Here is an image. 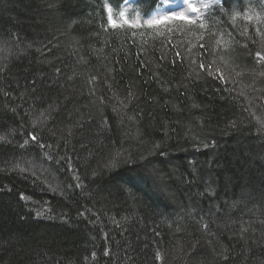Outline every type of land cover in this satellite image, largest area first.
I'll use <instances>...</instances> for the list:
<instances>
[{"label": "trees", "instance_id": "obj_1", "mask_svg": "<svg viewBox=\"0 0 264 264\" xmlns=\"http://www.w3.org/2000/svg\"><path fill=\"white\" fill-rule=\"evenodd\" d=\"M123 1L0 0V264H264V0Z\"/></svg>", "mask_w": 264, "mask_h": 264}, {"label": "rangeland", "instance_id": "obj_2", "mask_svg": "<svg viewBox=\"0 0 264 264\" xmlns=\"http://www.w3.org/2000/svg\"><path fill=\"white\" fill-rule=\"evenodd\" d=\"M218 1L219 0H164L163 4L160 3L151 20L157 21L167 16L179 17L181 15L189 20H195L203 13L205 8ZM128 3H131V1L126 4ZM126 4L122 8L126 7ZM171 4H173V6L169 7ZM190 5L196 7L198 10L193 13Z\"/></svg>", "mask_w": 264, "mask_h": 264}, {"label": "snow or ice", "instance_id": "obj_3", "mask_svg": "<svg viewBox=\"0 0 264 264\" xmlns=\"http://www.w3.org/2000/svg\"><path fill=\"white\" fill-rule=\"evenodd\" d=\"M190 7H191V10H192L193 13H195V12L198 10L196 7H194V6H192V5H190ZM173 19L186 20L187 18L184 17L183 15H181V16H179V17H173ZM188 23H192V21H191V20H188ZM257 55H258V57H259L261 60H264V56H260L259 53H257ZM201 67H203V65H202ZM31 139H32L33 141H35V140H36V136H35V135H32V136H31ZM43 146H44V145L42 144L41 147H43ZM107 166H108V167H112V168H114V167H116V162L113 161L110 165H107Z\"/></svg>", "mask_w": 264, "mask_h": 264}, {"label": "bare ground", "instance_id": "obj_4", "mask_svg": "<svg viewBox=\"0 0 264 264\" xmlns=\"http://www.w3.org/2000/svg\"><path fill=\"white\" fill-rule=\"evenodd\" d=\"M164 3V2H163ZM173 6V4H171V5H169V7H172Z\"/></svg>", "mask_w": 264, "mask_h": 264}]
</instances>
